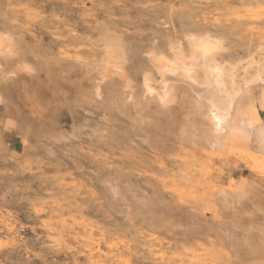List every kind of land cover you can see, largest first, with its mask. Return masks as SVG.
<instances>
[{
    "label": "rangeland",
    "instance_id": "1",
    "mask_svg": "<svg viewBox=\"0 0 264 264\" xmlns=\"http://www.w3.org/2000/svg\"><path fill=\"white\" fill-rule=\"evenodd\" d=\"M205 32L249 57L264 0H0V264H264V110L217 151L145 133L110 104L125 81L101 84L115 46L140 98L149 57Z\"/></svg>",
    "mask_w": 264,
    "mask_h": 264
},
{
    "label": "bare ground",
    "instance_id": "2",
    "mask_svg": "<svg viewBox=\"0 0 264 264\" xmlns=\"http://www.w3.org/2000/svg\"><path fill=\"white\" fill-rule=\"evenodd\" d=\"M4 36H0V55L12 54L13 41ZM223 41L208 32L189 34L187 48L172 47L170 56L152 54L149 57L152 69L143 74L140 98L135 96L133 85L123 74L119 49L108 48L97 64L101 84L115 74L125 81L118 94L111 93V106L145 133H165L166 140L171 141L170 134L173 135L176 126L183 134L190 125L202 130L198 140L211 149L223 151L232 147L240 134L262 124L259 110H264V47L233 62L221 57L225 49ZM26 66L22 63L21 70L27 71ZM94 93L98 97L102 95L99 84ZM185 96L190 105L185 104ZM182 138L183 142L187 141ZM247 141V145L252 142ZM146 142L157 155L160 144L164 145L158 141L157 144Z\"/></svg>",
    "mask_w": 264,
    "mask_h": 264
}]
</instances>
